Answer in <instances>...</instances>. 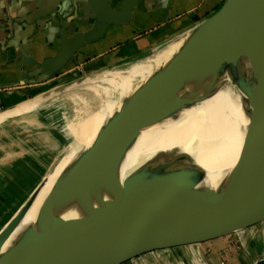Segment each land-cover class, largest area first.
<instances>
[{
    "label": "water",
    "instance_id": "95a60500",
    "mask_svg": "<svg viewBox=\"0 0 264 264\" xmlns=\"http://www.w3.org/2000/svg\"><path fill=\"white\" fill-rule=\"evenodd\" d=\"M107 25L108 18L100 17L85 39L98 38ZM241 58L255 72L254 122L264 135V0H225L99 132L75 217L30 236L55 190L54 178L36 203L50 179L44 176L0 231V264H120L154 248L240 230L251 218H264V153L214 172L185 151L159 152L129 172L119 169L118 151L147 133L169 103L194 93L188 88L200 78L231 71L232 61ZM255 264H264V256Z\"/></svg>",
    "mask_w": 264,
    "mask_h": 264
},
{
    "label": "crops",
    "instance_id": "0c3cea01",
    "mask_svg": "<svg viewBox=\"0 0 264 264\" xmlns=\"http://www.w3.org/2000/svg\"><path fill=\"white\" fill-rule=\"evenodd\" d=\"M222 4L223 0H0V207L17 205L9 220L75 140L63 145L62 98L78 91L76 82L127 66L187 36ZM102 16L108 18L104 32L87 41L85 35ZM36 173L42 177L37 179ZM234 233L239 251L232 246ZM181 254L188 259L182 260ZM260 256L264 218L256 216L240 230L154 248L120 264H215L226 257L235 264H255Z\"/></svg>",
    "mask_w": 264,
    "mask_h": 264
},
{
    "label": "bare ground",
    "instance_id": "6f19581e",
    "mask_svg": "<svg viewBox=\"0 0 264 264\" xmlns=\"http://www.w3.org/2000/svg\"><path fill=\"white\" fill-rule=\"evenodd\" d=\"M185 38L175 39L153 54L124 66V69L112 68L76 82L74 87L77 93L67 96L75 106L81 103L89 107V100L100 106H110L83 135L74 138L70 147L52 166L51 171L54 172L47 174L50 179L36 203L54 178L55 190L30 236L36 235L51 222L75 217L78 189L97 135L113 120L121 107L141 93L153 74L166 66ZM232 67L231 71L226 70L212 79L200 78L188 88L194 93L169 103L147 133L118 151L120 171L129 172L151 160L157 153L170 152L173 148L190 153L209 172L264 153V135L254 122V72L239 60L232 61ZM80 91L82 94L78 93ZM76 109L81 110L79 107ZM80 127L79 123L63 126L62 132L66 136L63 145L79 133ZM85 208L90 209L89 203Z\"/></svg>",
    "mask_w": 264,
    "mask_h": 264
},
{
    "label": "rangeland",
    "instance_id": "374dc122",
    "mask_svg": "<svg viewBox=\"0 0 264 264\" xmlns=\"http://www.w3.org/2000/svg\"><path fill=\"white\" fill-rule=\"evenodd\" d=\"M239 61H241L244 65L247 64V66L250 69H252V67H250L248 59L241 58V60H239ZM124 68L125 67H121L118 69H124ZM108 70H111V68H109ZM108 70H105V71H108ZM253 72H254V70H253ZM254 74H255V72H254ZM75 93H77V92H75ZM78 93L82 94L81 91ZM89 101H90L89 107L86 105H83L81 103H79L78 106H75V104H73L72 101H70L67 98V96L63 97L62 98V110H63L65 116H64V121L62 123V126H68V125H72L74 123H79V124H81V127H80L78 135H80V134L83 135L86 132V130H88L92 126V124H94L98 120V117H100L102 115V113H104L106 111V109L110 106V105H104V106L101 105L100 106V105L96 104L95 101H93V100H89ZM76 107H79L81 110L76 111L77 110ZM78 135L74 136L71 140H73L74 138L76 139L78 137ZM68 141H70V139ZM181 150L182 149H179V148H173L168 153V155L176 154L177 152H180ZM41 175L42 174H40V173H36L37 179L42 177ZM15 207H17V205H15V204H8V205H4V206L0 207V230H2L3 227L7 224L8 220H9L8 215L10 214V211H12ZM242 236H243V234L240 233L239 237L241 239H242ZM231 238H232V246L234 247V249H236V251H239L240 248H237V247H240V245H239L237 235H235V233H234L233 236H231ZM180 256L182 257V260L188 259L187 254H181ZM232 259H231V257L230 258L226 257V260H221V259L217 258L216 259L217 261L215 264H235V263H233L234 261H232ZM127 264H131V263H127ZM134 264H138V263H134Z\"/></svg>",
    "mask_w": 264,
    "mask_h": 264
},
{
    "label": "built area",
    "instance_id": "2783aa9c",
    "mask_svg": "<svg viewBox=\"0 0 264 264\" xmlns=\"http://www.w3.org/2000/svg\"><path fill=\"white\" fill-rule=\"evenodd\" d=\"M223 1H225V0H223ZM3 109H4L3 102H2V100H1V98H0V112H1Z\"/></svg>",
    "mask_w": 264,
    "mask_h": 264
}]
</instances>
